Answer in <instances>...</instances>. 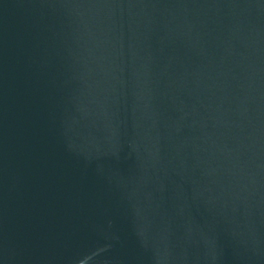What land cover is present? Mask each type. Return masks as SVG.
<instances>
[{
    "label": "water",
    "instance_id": "obj_1",
    "mask_svg": "<svg viewBox=\"0 0 264 264\" xmlns=\"http://www.w3.org/2000/svg\"><path fill=\"white\" fill-rule=\"evenodd\" d=\"M264 108V0H0V229L121 188Z\"/></svg>",
    "mask_w": 264,
    "mask_h": 264
}]
</instances>
